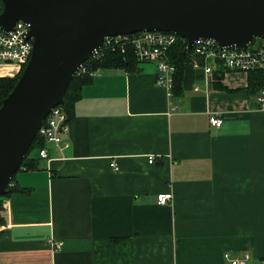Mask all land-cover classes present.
<instances>
[{"label": "crops", "instance_id": "1", "mask_svg": "<svg viewBox=\"0 0 264 264\" xmlns=\"http://www.w3.org/2000/svg\"><path fill=\"white\" fill-rule=\"evenodd\" d=\"M137 64L92 75L68 144L44 142L47 157L16 173L0 264H225V251L244 250L264 259V111L248 73L218 78L188 62L170 96L154 61ZM16 73L0 62V77Z\"/></svg>", "mask_w": 264, "mask_h": 264}, {"label": "water", "instance_id": "2", "mask_svg": "<svg viewBox=\"0 0 264 264\" xmlns=\"http://www.w3.org/2000/svg\"><path fill=\"white\" fill-rule=\"evenodd\" d=\"M0 26L29 24L32 52L0 105V195L51 108L107 35L172 32L192 49L211 38L244 49L264 39V0H0Z\"/></svg>", "mask_w": 264, "mask_h": 264}, {"label": "built area", "instance_id": "3", "mask_svg": "<svg viewBox=\"0 0 264 264\" xmlns=\"http://www.w3.org/2000/svg\"><path fill=\"white\" fill-rule=\"evenodd\" d=\"M29 24L18 20L11 30L5 31L0 26V62L13 63L17 65V72L22 64L27 63L32 52V38L28 37ZM179 36L172 32L159 30H140L129 34L107 35L103 38L100 47L94 50L76 74L88 73L90 76L98 73L100 68H89L92 62L99 60L106 53L128 51L132 52L138 62L156 63L155 82L165 88L168 95H172L171 88L174 82L175 65L170 61L169 51L172 45L177 42ZM181 38V37H180ZM184 39V38H182ZM188 62L194 67H200L203 73L211 75L214 71H242L248 73L258 69H264V39H257L255 42L244 48H222L211 38H200L195 41ZM198 87H194L197 90ZM257 108L264 111V87H261L255 94ZM46 115L43 123L38 128L37 133L43 138L45 143H52L56 146L68 144L67 135L69 132L68 118L60 105H56ZM211 124L220 126L222 120L218 117L209 118ZM39 156L47 157L44 147L40 148ZM154 156L148 157V162H152ZM111 167L116 171L118 166L115 161L111 162ZM172 193H159L155 202L164 205L172 200ZM62 241L50 240V249L57 251L61 249ZM225 264H264V259H256L247 250L240 254L225 251L223 254Z\"/></svg>", "mask_w": 264, "mask_h": 264}, {"label": "trees", "instance_id": "4", "mask_svg": "<svg viewBox=\"0 0 264 264\" xmlns=\"http://www.w3.org/2000/svg\"><path fill=\"white\" fill-rule=\"evenodd\" d=\"M0 6L2 3L0 2ZM259 39V38H257ZM187 42L185 39L178 38L177 42L171 46L169 51L170 61L175 65L176 71L174 74V82L171 88L172 95H180L182 93L181 83L183 69L186 63H188L190 50L186 48ZM137 60L134 58L133 53L128 51L125 54L120 52H108L103 56V58L92 62L89 68L96 69L97 67L102 68H123L127 71L136 70ZM26 63L22 64L21 69L12 77L4 76L0 77V105L3 97H6L8 93L12 90L15 83L17 82L24 66ZM219 71V70H218ZM223 71H219L216 76L221 78ZM91 76L88 73L76 74L69 82L66 91L63 95V104H59L65 111L68 120L72 118L73 107L75 102L80 99L82 95L83 86L88 83ZM247 89L249 92L256 94L261 87H264V69H258L254 71H249L247 75ZM43 138L37 133L36 137L32 141L26 155L24 156L23 162L18 170L13 174L12 178L6 185V191L3 195H0V225L5 223V218L2 214L4 198L8 196L14 190L13 180L18 171L26 169L32 170L37 166V154H39L40 148L43 147ZM36 149V150H35ZM36 151L35 155H32L33 151Z\"/></svg>", "mask_w": 264, "mask_h": 264}, {"label": "rangeland", "instance_id": "5", "mask_svg": "<svg viewBox=\"0 0 264 264\" xmlns=\"http://www.w3.org/2000/svg\"><path fill=\"white\" fill-rule=\"evenodd\" d=\"M35 150H36V149H35ZM35 150L32 152V155H33V154L35 155V153H36V151H35Z\"/></svg>", "mask_w": 264, "mask_h": 264}]
</instances>
